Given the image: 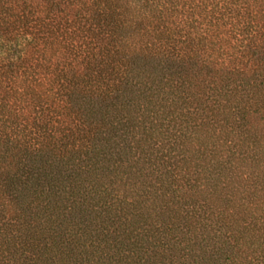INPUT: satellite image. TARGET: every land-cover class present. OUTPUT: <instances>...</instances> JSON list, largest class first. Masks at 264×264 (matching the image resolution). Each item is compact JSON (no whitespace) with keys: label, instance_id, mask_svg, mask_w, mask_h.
<instances>
[{"label":"trees","instance_id":"16d2710c","mask_svg":"<svg viewBox=\"0 0 264 264\" xmlns=\"http://www.w3.org/2000/svg\"><path fill=\"white\" fill-rule=\"evenodd\" d=\"M0 264H264V0H0Z\"/></svg>","mask_w":264,"mask_h":264}]
</instances>
